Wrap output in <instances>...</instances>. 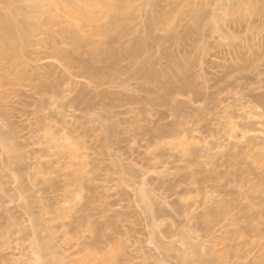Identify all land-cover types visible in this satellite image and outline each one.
Returning <instances> with one entry per match:
<instances>
[{
	"label": "rangeland",
	"instance_id": "1",
	"mask_svg": "<svg viewBox=\"0 0 264 264\" xmlns=\"http://www.w3.org/2000/svg\"><path fill=\"white\" fill-rule=\"evenodd\" d=\"M9 3L0 0L4 15ZM238 8L234 0H135L127 31L112 33L114 62L73 43L64 31L78 29L71 11L28 32L25 63L14 60L24 77L0 67V136L14 147L10 158L0 137V264H34L37 237L47 246L41 254L64 264H264V12ZM112 14L100 24H112ZM91 66L100 75L88 74ZM246 127L263 137L253 153L233 149V133ZM63 136L87 146L91 163L88 154L84 164L69 157ZM224 203L231 208L215 218ZM182 236L195 248L203 242L197 261L191 250L179 257L189 247Z\"/></svg>",
	"mask_w": 264,
	"mask_h": 264
},
{
	"label": "bare ground",
	"instance_id": "2",
	"mask_svg": "<svg viewBox=\"0 0 264 264\" xmlns=\"http://www.w3.org/2000/svg\"><path fill=\"white\" fill-rule=\"evenodd\" d=\"M134 1L135 0H77L76 1V3L74 4V5H70V4H68L67 2H60V1H58V0H10V3L8 4V8H9V11L8 12H10L11 14H8V12L6 13V14H8V15H4V12H1L2 10H0V67L3 69V71L5 72V73H7L6 75L8 76H12V75H14L15 77H16V75L17 76H21L20 78H23L24 77V75H25V73L23 72V74L21 73V70L23 69V70H25V68H23L24 66L22 65L23 63H25L23 60H24V48L22 47V46H24L27 42H26V40L28 39L27 37H28V32L32 29L33 31H36V30H39V29H41L42 28V26L44 25V23H46V25H51V24H54V23H56V22H58V21H60V16L58 15V14H56V10H62V11H71V12H73L74 13V15L76 16V18L79 20V26H78V29H75V30H64V31H67L68 33H69V37H70V39L73 41V43L74 44H76V45H78V46H80V47H83V48H87L88 50H90L91 51V53L92 54H94L95 56H96V54H99V53H101L102 54V52H104L105 53V57L103 56V58L101 59V60H98L97 59V57L98 56H96V61H105V59L106 60H109V61H111L112 59V62H114V61H116V59H114V56H117V55H115V54H117V49L116 48H113L112 46H110V44H111V40H112V33L113 32H117V33H120V34H123V33H125L126 31H127V26H128V24H129V22H130V20H132V18L135 16V9L133 10V8H134ZM149 1V4H151V3H153L154 2V0H148ZM161 1V0H160ZM171 1H173V2H175V0H171ZM235 1V3L237 4V6L239 7L238 8V12L240 13V14H243V11H247V13H250V14H260V13H262V12H264V8H263V6L259 3L261 0H249V3H246V0H234ZM264 1V0H263ZM155 2H157V1H155ZM17 3V4H16ZM18 3H22V5L21 6H15V4L16 5H18ZM246 3V4H245ZM173 4V3H172ZM15 8H18L21 12H23V14H24V18H18L17 16H15V14H14V9ZM94 9H98L99 11H95ZM222 10H223V12L224 13H229L230 12V8L227 6V5H225V6H223V8H222ZM193 11V14H192V16H193V19H194V25L195 26H197L198 28H200L201 27V24H200V27L198 26L199 25V23H201L200 21H201V19L203 18V16L205 17V13H206V9H205V6L204 5H200V6H196L195 7V9H193L192 10ZM108 12H112L113 14V18H114V22L112 23V24H108V25H103V24H100V21H101V19L103 18V17H105V15H107V13ZM43 15H47V22H45V21H43V19H42V17H43ZM170 16H165L164 18H163V22L164 23H166L167 25H169V26H171L172 25V20L169 18ZM192 19V20H193ZM204 19V18H203ZM203 21V20H202ZM214 22L217 24L218 23V16L216 15V14H214ZM152 25H154V21L153 20H151V23H150V26H152ZM83 26H89V27H91V30H92V34H90V35H88V36H81L82 34L80 33V29L83 27ZM196 27V28H197ZM46 33L47 34H49L50 33V31H49V27H47L46 28ZM81 34V35H80ZM100 36L101 37V42L100 43H98V42H95L94 40H93V38H92V36ZM171 38H174L173 36H171ZM178 36H177V40H178ZM175 40V39H174ZM26 42V43H25ZM23 48V49H22ZM61 52H63V53H61ZM23 55V56H22ZM22 56V57H21ZM58 56L60 57V58H62V59H64L68 64H79V62H77V59H71L70 57H68L66 54H64V51H60V53H58ZM107 56H109V57H107ZM111 57H113V58H111ZM118 57V56H117ZM22 58V59H21ZM94 56H93V61H94ZM116 58V57H115ZM18 60V62H23L21 65L17 62H14V60ZM111 59V60H110ZM15 60V61H16ZM21 60V61H20ZM11 61H13V63L11 62ZM79 61V60H78ZM3 62V63H2ZM2 63V64H1ZM18 66H20V68H21V70H18V68H17V70L15 69V64ZM24 65H26V64H24ZM23 66V67H22ZM145 71H147V75H150V74H152V70L150 71V70H145ZM20 72V73H19ZM96 72L98 73L99 71H95L94 69H93V67L91 66V68L89 69V70H87V73L88 74H90L91 76H95V74H96ZM148 73H150V74H148ZM99 74V73H98ZM146 74V73H145ZM153 74H154V72H153ZM153 74L152 75H150L151 77L153 76ZM156 75H157V73H155ZM154 74V75H155ZM22 75H23V77H22ZM97 75V74H96ZM100 75V74H99ZM102 75V74H101ZM8 76V77H9ZM93 76V77H94ZM158 76V75H157ZM156 76V78H155V76L154 77H152V78H155V79H157V78H159V76L157 77ZM18 77V78H19ZM96 77V76H95ZM100 77H102V76H99V77H97L96 78V80H98ZM7 78V77H6ZM73 80V78H69L68 79V81H70V80ZM5 80V79H4ZM74 81V80H73ZM73 81L72 82H70L71 84H69L70 86H72L71 88H74L75 86H74V83L76 82H74L73 83ZM76 84V83H75ZM74 86V87H73ZM2 99V101H4L3 99H5V97L4 96H0V100ZM1 103V102H0ZM257 107H259V105L257 106ZM250 114V113H249ZM67 116V117H66ZM226 116V115H225ZM67 118V119H65V118ZM61 120L63 121H61L62 123H64L63 125H67L68 124V113L64 116ZM227 117H229V116H227ZM226 117V118H227ZM69 118H70V116H69ZM231 117H229L228 118V120L226 119V121H227V123H228V121H229V119H230ZM67 121V122H66ZM232 121H234V120H232ZM230 122H231V119H230ZM66 123V124H65ZM226 123V124H227ZM235 123V121L234 122H232V125L231 126H233V124ZM229 124V123H228ZM62 125V126H63ZM229 126H230V124H229ZM235 126H238L237 125V123H236V125H234V128H237V127H235ZM240 127V126H239ZM63 129L65 128L64 126L62 127ZM247 128V130H248V127H246ZM251 128V127H250ZM264 128V127H263ZM63 129H62V131H61V129L59 130V131H61L60 132V134L63 132ZM238 129H241V128H238ZM238 129H235V130H238ZM244 129H245V127H244ZM243 128H242V132L241 131H239L241 134H239V136L234 132H232L233 131V129H231V132L234 134L233 136H237V137H235V139H236V141H235V143H234V147L235 148H233L234 150L236 149V151H238L239 152V150H242L243 148H247V150L249 151V149H252V153H253V151H254V148H256L257 147V149H258V146L260 145L259 144V142H257L256 141V138L258 137V136H255V135H253V136H251V135H249V130L248 131H245ZM252 129V128H251ZM255 128H253V130H254ZM66 130L67 131H69L68 129H67V126H66V129H65V131H64V134L66 135V133L68 134V132H66ZM244 130V131H243ZM253 130H250V133L253 131ZM261 130H263V129H261ZM0 131H1V129H0ZM58 131V132H59ZM2 132V131H1ZM66 132V133H65ZM232 133H231V138H232ZM236 134V135H235ZM251 134H253V133H251ZM1 135H2V133H1ZM3 135H6V134H4L3 133ZM2 135V137H1V144L4 146V149H6L7 150V153H8V155L10 156V153L13 151V149H14V147H13V145H11L9 142H8V139L6 138V137H8V136H3ZM63 135V134H62ZM188 136V135H187ZM193 136V135H192ZM199 136V135H198ZM62 137V136H61ZM77 137V136H76ZM191 137V136H190ZM63 138H64V141H65V144H66V147L65 148H67L66 150H65V152H67V153H69L70 154V156L69 157H71V155H72V157H74V159H75V157H76V159H78V157L80 156V155H86V154H88V153H86V154H84L87 150H85L86 149V147H85V149H84V151L85 152H82L83 151V147H84V145H82V143L80 142V144H78V143H76V142H74V141H72L71 140V138L70 137H65V136H63ZM72 138H73V135H72ZM189 138V137H188ZM188 138H186L185 137V139H188ZM201 138V137H200ZM259 138H261V137H258L257 139L258 140H260ZM62 139V138H61ZM74 139H76L75 138V136H74ZM184 139V140H185ZM206 139V138H205ZM233 139V138H232ZM261 139H263V137L261 138ZM198 140V139H197ZM201 140V139H200ZM264 140V139H263ZM262 140V141H263ZM76 141V140H75ZM189 140H186V142H188ZM79 142V141H78ZM185 141H183V143H185V145L183 144V143H180V144H183L185 147H183L184 149L183 150H185V149H188V148H190V147H188V148H186V146H189V145H186V144H188V143H186ZM201 142H202V140H201ZM232 142V141H231ZM203 143V142H202ZM207 144V143H206ZM229 144V143H228ZM233 144V143H232ZM262 144H263V142H262ZM182 145V146H183ZM198 145V144H197ZM203 145H204V143H203ZM82 146V147H81ZM182 146L180 145L179 147H181L179 150H182ZM191 146V145H190ZM202 146V145H201ZM61 147H62V144H61ZM225 147V146H224ZM263 147H264V145H263ZM262 147V148H263ZM208 148V147H207ZM226 148H227V146H226ZM230 148V147H229ZM87 149H88V147H87ZM192 149H194V148H192ZM211 149V148H210ZM210 149H208V150H210ZM219 149H220V146H219ZM224 149V148H223ZM237 149H239V150H237ZM5 150V151H6ZM190 151H191V149H189ZM189 150H187V153H188V151ZM247 150H245V149H243L242 151H247ZM259 150V149H258ZM186 151V150H185ZM184 151V152H185ZM193 151V150H192ZM195 151H197V150H195ZM262 150H260L259 151V153L261 152ZM64 152V153H65ZM225 152V151H224ZM229 152V151H228ZM244 152H242V154H244ZM250 152V154H252ZM255 152H256V149H255ZM190 153V152H189ZM219 153V152H218ZM223 153V152H222ZM234 153V152H233ZM240 153V152H239ZM262 153H264L263 151H262ZM262 153H260V154H262ZM66 154V153H65ZM221 154V153H220ZM237 154L238 153H236V154H234V155H236L237 156ZM83 155L82 156H80L81 157V160H82V163H83V159H82V157H83ZM89 155L90 154H88L86 157L88 158L89 157ZM228 155H233L232 153L231 154H228ZM233 155V156H234ZM239 155V154H238ZM225 156H227L226 155V153H225ZM252 156V155H251ZM263 156H264V154H263ZM12 156H10V158H11ZM67 157H68V155H67ZM71 157V158H72ZM84 158V157H83ZM264 159V158H263ZM78 160H80V159H78ZM87 161L85 162V163H87V162H90V161H88L89 160V158L88 159H86ZM84 161H85V159H84ZM259 161H260V159H259ZM81 161H79V163H80ZM91 163V162H90ZM81 164V163H80ZM84 164V163H83ZM80 166V165H79ZM81 166H83V165H81ZM87 166V164L85 165V166H83V167H86ZM122 166V165H121ZM216 166V165H215ZM82 167V168H83ZM219 167V166H218ZM81 168V167H80ZM87 168V167H86ZM84 169V168H83ZM125 169H127V168H125ZM84 186L83 185H81V187L80 188H82V190L84 189L83 188ZM80 188H79V191H77L78 193H80L81 194V192H84V190L82 191V190H80ZM144 191V190H143ZM145 192H147L146 190H145ZM145 192H142L141 191V193L142 194H140V193H138V196H139V198L141 199V200H143V199H146L147 198V193H145ZM149 193V192H148ZM73 196H75L74 194H73ZM78 195H77V193H76V196L73 198L75 201L74 202H77V200H78V198H76ZM82 196H83V194H82ZM148 196H149V194H148ZM79 197V199H81L80 198V195L78 196ZM73 199H71L70 201H72L73 202ZM150 199V198H149ZM143 201H145V200H143ZM147 202H149V201H147L146 200V203ZM151 202V204H153L152 203V201H150ZM154 202V201H153ZM148 204V203H147ZM154 206H155V203L153 204ZM149 206V205H148ZM151 206V205H150ZM148 207V208H150V209H152V207ZM232 206H234V205H232ZM71 207V206H70ZM70 207L68 208V209H70ZM153 208H155V207H153ZM231 208V206L230 205H228V204H226V203H224V204H221L220 206H219V208H218V211L216 212V217L215 218H217V217H219L220 215H224V213L226 214L227 212H225V211H228L229 209ZM67 209V208H66ZM66 209H64V210H66ZM228 209V210H227ZM64 210H62L63 211V214H65V212H64ZM71 210V209H70ZM69 210V211H70ZM152 210H154V209H152ZM151 210V211H152ZM69 211H68V213H69ZM67 212V211H66ZM61 214H62V212H60ZM152 213V212H151ZM153 214V213H152ZM33 221H35V220H33ZM156 221V220H155ZM36 222V221H35ZM34 222V223H35ZM171 230V229H170ZM173 232V231H172ZM171 234V233H170ZM162 235V234H161ZM165 235V234H164ZM187 235V234H186ZM157 236V235H156ZM155 236V237H156ZM172 236V235H171ZM171 236H169V237H171ZM167 237V236H166ZM176 237V236H175ZM187 237V236H186ZM159 237L157 236V239H158ZM182 238V240L181 241H185L186 243H184V244H186L187 246H189V247H185V249H182L181 250V252L178 250V252H179V257L180 256H182V257H184L183 259L184 260H186L185 259V257L186 258H188L187 257V255H188V253L190 254V252H192L193 253V258H196V261L198 260V257L197 256H199V252H198V250L201 248L200 246H202L203 245V242L202 243H200V244H202V245H199V244H196V245H199V246H197L198 248H195V243H193L192 242V240H191V242L192 243H190V238H189V240L187 241L186 239L185 240H183V236L181 237ZM162 239V238H161ZM161 239H159L160 240V242H163V244H164V241H162ZM193 239V238H192ZM36 240H37V248H36V250L38 251V253H39V255L37 254L35 257H34V259H32V260H34L33 261V263L34 264H64L62 261H60V260H53V259H48V258H46V257H44L42 254H41V252H43L46 248H47V246H44L43 244H42V242L39 240V237H37L36 238ZM179 242V241H178ZM166 243H168V242H165V244ZM170 243H171V241H170ZM169 243V244H170ZM172 243H175V242H173L172 241ZM180 243V242H179ZM183 243V242H182ZM199 243V242H198ZM164 244V245H165ZM167 244L168 246H166V247H164V245H162V243H161V245H160V247H164L166 250H167V252L168 253H171V250L173 251V252H176L174 249H175V247H177L176 245L174 246V244ZM183 244V245H184ZM192 244H194V245H192ZM182 245V244H181ZM162 247V248H163ZM202 247H204V246H202ZM163 248V249H164ZM177 249H179V247L178 248H176V250ZM202 249V248H201ZM188 250H191L190 252H188ZM206 250V249H205ZM37 251H35V253L37 252ZM183 251V252H182ZM202 252H203V250H201ZM66 252V251H65ZM172 252V253H173ZM178 252H176V253H178ZM34 253V254H35ZM64 253V252H63ZM67 253V252H66ZM175 253V254H176ZM180 253H181V255H180ZM191 253V254H192ZM204 253V252H203ZM65 255V254H64ZM69 255V254H68ZM178 255V254H177ZM201 256H202V254H200ZM66 256V255H65ZM188 256H190V255H188ZM195 256V257H194ZM201 256H200V258H201ZM68 257V256H67ZM181 257V258H182ZM191 257V256H190ZM189 257V258H190ZM61 258H63V257H61ZM188 258V259H189ZM65 259V258H64ZM29 261H30V259H29ZM156 261V260H155ZM17 262V261H16ZM24 263V262H23ZM72 263V262H71ZM70 263V264H71ZM14 264H17V263H14ZM25 264H26V262H25Z\"/></svg>",
	"mask_w": 264,
	"mask_h": 264
}]
</instances>
